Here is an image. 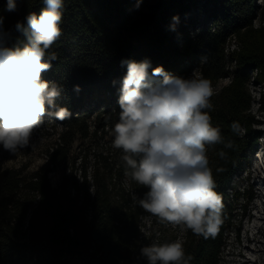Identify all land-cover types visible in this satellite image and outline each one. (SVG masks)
I'll return each instance as SVG.
<instances>
[{
	"label": "trees",
	"instance_id": "trees-1",
	"mask_svg": "<svg viewBox=\"0 0 264 264\" xmlns=\"http://www.w3.org/2000/svg\"><path fill=\"white\" fill-rule=\"evenodd\" d=\"M258 1L64 0L62 35L49 49L57 59L42 79L62 89L55 107L46 105L48 111L64 107L70 116L60 121L45 115L63 125L58 142L47 150L46 166L0 165V264H147L140 254L143 247L177 240L192 258L190 264L221 263L228 232L236 226L234 203L241 196L234 181L261 137L254 128L250 90L252 72L253 80L264 84V22L254 24L262 8ZM7 3L0 0V41L22 49L27 36L17 30V22L27 28V15H39L45 5L43 0H16L17 8L10 12ZM233 40L238 48L230 50ZM127 61H148L149 76L158 66L184 78L198 68L213 87L211 123L233 143V148L207 146L222 203L214 237L186 230L155 242L154 232H144L147 212L133 193L143 198L148 189L125 176L122 151L112 147ZM227 77L230 82L221 86ZM233 122L240 125L238 135L231 131ZM79 135L89 140L88 149L72 161ZM71 162H79V174L67 171ZM63 164L65 171L54 186L51 173Z\"/></svg>",
	"mask_w": 264,
	"mask_h": 264
},
{
	"label": "clouds",
	"instance_id": "clouds-1",
	"mask_svg": "<svg viewBox=\"0 0 264 264\" xmlns=\"http://www.w3.org/2000/svg\"><path fill=\"white\" fill-rule=\"evenodd\" d=\"M43 3L39 15H27V28L16 24L27 36L22 49L9 48L0 41V145L12 154L29 146L34 129L46 114L60 121L70 116L64 107L54 112L46 108L55 107L62 90L43 80L42 73L57 59L49 49L62 35L64 0ZM16 8V0H8L7 11ZM126 63L112 147L122 151L125 176L148 189L143 198L134 193L133 198L161 223L191 230L205 239L214 237L222 222V203L214 190L207 146L233 148V143L211 123L210 81L195 71L188 78L174 76L160 66L149 76L148 61ZM230 128L239 134L237 122ZM218 155L226 157L223 150ZM140 254L147 264H190L192 259L178 240L153 243Z\"/></svg>",
	"mask_w": 264,
	"mask_h": 264
},
{
	"label": "rangeland",
	"instance_id": "rangeland-1",
	"mask_svg": "<svg viewBox=\"0 0 264 264\" xmlns=\"http://www.w3.org/2000/svg\"><path fill=\"white\" fill-rule=\"evenodd\" d=\"M258 2L262 8L259 12L260 15L254 20L256 26L264 22V0ZM189 18H192L191 15ZM198 24L199 21H197ZM236 48H238V42L233 40L230 43V50ZM194 71L200 76L198 68H195ZM254 77L255 73L252 72L250 83L253 98L251 113L257 120L254 128L260 130L261 137L255 152L249 157L245 171L237 176L234 181V186L241 193L239 199L234 203L237 213L236 226L228 232L227 246L224 249L220 264H264V84L254 81ZM229 82L230 77H227L220 81V85L223 86ZM96 115V112L92 113L91 119H94ZM62 131L63 125L61 123L57 122L55 118L44 116L41 125L34 129L29 146L26 148L12 154L5 151L0 145V165L11 168L26 166L27 170L46 166L48 163L47 150L58 142ZM88 142V139L81 138L80 135L75 138L70 154L72 161L73 159L78 160V156L85 154L88 149ZM71 163L67 164V171L73 168L79 174V162ZM64 168V164L60 165L51 173L54 186L59 184L65 171ZM143 222L145 223L144 232L146 234L155 233V240H153L155 242H157V238L167 241L169 238L172 239L183 234L179 227L161 223L157 217L150 213H147Z\"/></svg>",
	"mask_w": 264,
	"mask_h": 264
}]
</instances>
